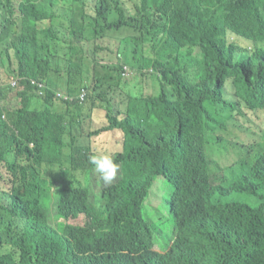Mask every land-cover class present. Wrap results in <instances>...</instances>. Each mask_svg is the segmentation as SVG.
I'll list each match as a JSON object with an SVG mask.
<instances>
[{
  "label": "clouds",
  "instance_id": "1",
  "mask_svg": "<svg viewBox=\"0 0 264 264\" xmlns=\"http://www.w3.org/2000/svg\"><path fill=\"white\" fill-rule=\"evenodd\" d=\"M155 3L143 8L138 0L130 11L125 0H0L2 40L15 37L13 27L17 33L27 22L23 6L41 15L31 19L52 63L48 77L31 83L39 107L45 105L46 89L54 90L51 109L60 117L66 141L65 146L59 143L50 152L46 149L47 155L37 164L35 179L42 190L37 199H47L48 206L34 200L22 217L3 224L0 256H147L141 248L151 233L159 237L154 251L160 255L188 246L179 228L138 231L136 224L143 220L155 222L143 208L133 211L136 207L119 208L107 202L108 194L135 191L134 185H125L129 178L116 161L117 152L102 147L114 133L122 144L131 100L147 113L142 131L150 142L142 147L150 156L160 153L163 164H177L173 155L181 151L190 169L211 162L212 187L199 208L206 226L229 227L242 235L250 227L264 228V187L250 185L241 171L243 165L252 168L264 157V81L260 78L264 43L249 40L250 4L246 0H169L165 12ZM229 3L236 5L232 12L222 8ZM257 3L262 6L263 0ZM114 9L118 16L111 13ZM82 15V29L71 46L72 38L63 37L67 30L57 21ZM111 25L122 31L113 35L108 31ZM110 36L128 39L125 58L132 59L135 67L124 65L125 85H108L90 93L86 85L91 82L80 79L72 59L82 51L89 63L108 60ZM240 41L252 46L243 48ZM222 43L232 48V55L223 61L209 59L220 52L211 47ZM9 84L16 86L17 81ZM108 105L113 123L106 115ZM78 122L83 126L78 127ZM96 130L102 131L94 135ZM156 130L159 136L154 138ZM9 180L0 178L1 191H8ZM154 185L155 181L146 201L157 194ZM60 196L67 200L58 215ZM168 202L164 200L167 218ZM5 208L22 209L19 198L0 199V219Z\"/></svg>",
  "mask_w": 264,
  "mask_h": 264
},
{
  "label": "trees",
  "instance_id": "2",
  "mask_svg": "<svg viewBox=\"0 0 264 264\" xmlns=\"http://www.w3.org/2000/svg\"><path fill=\"white\" fill-rule=\"evenodd\" d=\"M116 2V0H112ZM169 0H156L155 6L167 12ZM154 0H142L143 8L149 7ZM250 4L246 27L250 34L249 40L255 44L264 43V0L260 6L258 0H246ZM235 4L229 3L222 8L232 12ZM35 10L23 6L21 12L26 15L23 26L16 33V25L13 27L15 37H6L2 40L4 32V19L0 15V43L4 50L0 53V178L6 182L9 180V188L0 190V199L12 197L19 198L22 209H2L0 219V231L3 224L13 223L16 217H22L23 211H29L34 204L48 206L45 198L37 199L41 194V188L35 179V172L39 161L47 155L46 149L54 150L59 143L66 145L65 134L60 127L59 115H56L51 106L54 103L55 92L47 88L45 105L37 106L32 80L48 77L52 59L44 47L40 46L39 37L34 30V15H41ZM115 16L119 15L117 9L111 11ZM68 19L63 22L57 21L63 29L67 30L63 37L72 38L68 44L73 46L75 35L82 29L83 17ZM29 19V20H28ZM108 31L118 35L122 30L120 26H108ZM38 37V38H37ZM112 37V36H110ZM116 42L110 45V57L106 61L89 63L85 53L81 51L79 56L72 59L79 68L80 79L90 81L91 86L86 85L90 93L92 89L98 93L108 85H125V66L134 69L135 63L130 58H125L130 45L128 39L109 38ZM211 48H219L218 54L209 56V59L223 61L232 55V48L228 49L226 43ZM109 52L105 50L104 55ZM264 56V51H260ZM5 66V68H2ZM264 70V61L262 63ZM264 81V71L260 74ZM17 81L16 86L9 83ZM85 83V82H84ZM21 98L19 107L5 106L8 94L14 93ZM148 97L143 98V104L147 103ZM4 102V103H3ZM264 108V106H263ZM95 105L93 106V110ZM112 106L106 107L107 117L114 121ZM127 121L124 122V138L121 144L117 133H114L106 142H102L104 149H109L115 154L116 161L126 171L129 181L125 185H134L135 191L126 189L122 194H108L107 202L119 208L136 207L145 208L146 198L149 191L159 178H163L169 185V215L156 218L154 223L143 220L136 224L138 231L162 230L172 228L181 229V233L187 238L188 246L184 249H172L166 256L154 251L158 236L151 233L147 243L141 251L147 256H0V264H59V261L67 264H264V256H240L264 254V228L250 227L246 229L247 235L236 233L233 229H213L204 224L199 216V208L207 198L211 190L213 174L211 162H201L190 169V164L181 151L174 153L173 157L177 164L170 165L159 161L162 154L156 153L150 156L143 148L150 142L146 133L142 131L147 113L144 106H137L131 100L126 106ZM83 122H78L82 127ZM113 130L116 127L113 126ZM102 130L94 131L99 135ZM127 133V134H126ZM158 131L154 132L157 138ZM35 144L36 147H31ZM244 177L249 184L256 188L264 187V157L250 168L241 167ZM201 173V174H200ZM67 198L60 196L57 200L60 215V205ZM168 200V199H164ZM264 219V214L261 215ZM2 222V223H1Z\"/></svg>",
  "mask_w": 264,
  "mask_h": 264
},
{
  "label": "rangeland",
  "instance_id": "3",
  "mask_svg": "<svg viewBox=\"0 0 264 264\" xmlns=\"http://www.w3.org/2000/svg\"><path fill=\"white\" fill-rule=\"evenodd\" d=\"M138 0H125V6L131 11L132 6L134 4V2H137ZM110 45H115L116 42L114 40H110L109 41ZM239 45H241L243 48H247L248 46H252V44H246L243 41L239 42ZM264 47V45H263ZM4 50V48L2 47V41L0 43V53ZM105 59H107V56H105ZM57 87H62V84H56ZM65 92V91H62ZM116 99L119 100L120 97L118 95H115ZM5 102V106H12L14 108H17L20 106L21 104V98L14 93L12 94H8V98ZM3 102V103H4ZM153 192L157 193L151 196L147 199L145 205L146 207L143 208V213L146 216H149L152 220L156 221V218H159L161 216L163 217H167V204H164V199H169L168 195V191H169V185L165 183V181L163 180V178H159L157 179V181H155V185L153 187ZM159 201V202H158ZM245 201H248L251 203V201L245 199ZM150 204H155L156 206H152ZM170 230V229H168ZM157 249H159L158 247H156ZM59 264H67L64 262L59 261Z\"/></svg>",
  "mask_w": 264,
  "mask_h": 264
}]
</instances>
